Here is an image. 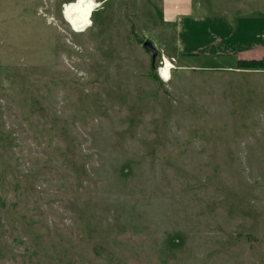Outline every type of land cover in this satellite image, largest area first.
Returning a JSON list of instances; mask_svg holds the SVG:
<instances>
[{
    "label": "rangeland",
    "instance_id": "374dc122",
    "mask_svg": "<svg viewBox=\"0 0 264 264\" xmlns=\"http://www.w3.org/2000/svg\"><path fill=\"white\" fill-rule=\"evenodd\" d=\"M200 1L0 0V264H264V18Z\"/></svg>",
    "mask_w": 264,
    "mask_h": 264
},
{
    "label": "crops",
    "instance_id": "0c3cea01",
    "mask_svg": "<svg viewBox=\"0 0 264 264\" xmlns=\"http://www.w3.org/2000/svg\"><path fill=\"white\" fill-rule=\"evenodd\" d=\"M150 2H157L160 7V15L164 16L166 19H173L174 17H182V15L192 14L193 10H199L203 3H200V0H149ZM224 11H229L233 9L236 11L235 16L241 18H251L257 19L258 22L260 17L264 18V0H236L232 2L230 0L229 3H225L222 7ZM231 10V12H233ZM226 13V12H225ZM256 23V22H255ZM254 23V24H255ZM257 28L258 23H257ZM253 27V25H252ZM243 60H264V45L262 47H255L254 44H251V49L246 50L240 53ZM238 65V63H237ZM239 71L241 72H256V71H264V68L260 69H250V68H240L238 66Z\"/></svg>",
    "mask_w": 264,
    "mask_h": 264
},
{
    "label": "bare ground",
    "instance_id": "6f19581e",
    "mask_svg": "<svg viewBox=\"0 0 264 264\" xmlns=\"http://www.w3.org/2000/svg\"><path fill=\"white\" fill-rule=\"evenodd\" d=\"M98 5L95 3H86V2H70L66 6V15L68 17H71L73 19H79V20H87L90 13L93 11L95 7ZM164 67L161 68V75L164 78L168 77L169 71H170V63L166 58H164Z\"/></svg>",
    "mask_w": 264,
    "mask_h": 264
},
{
    "label": "trees",
    "instance_id": "16d2710c",
    "mask_svg": "<svg viewBox=\"0 0 264 264\" xmlns=\"http://www.w3.org/2000/svg\"><path fill=\"white\" fill-rule=\"evenodd\" d=\"M240 68L260 69L264 68V60H243L238 61Z\"/></svg>",
    "mask_w": 264,
    "mask_h": 264
},
{
    "label": "water",
    "instance_id": "95a60500",
    "mask_svg": "<svg viewBox=\"0 0 264 264\" xmlns=\"http://www.w3.org/2000/svg\"><path fill=\"white\" fill-rule=\"evenodd\" d=\"M142 47L146 50L149 51L151 53V59L152 61H154L156 54H157V50L156 48L152 45L151 41L149 40H144L142 42Z\"/></svg>",
    "mask_w": 264,
    "mask_h": 264
}]
</instances>
